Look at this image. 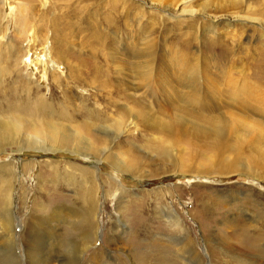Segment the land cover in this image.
I'll return each mask as SVG.
<instances>
[{"label": "rangeland", "instance_id": "obj_1", "mask_svg": "<svg viewBox=\"0 0 264 264\" xmlns=\"http://www.w3.org/2000/svg\"><path fill=\"white\" fill-rule=\"evenodd\" d=\"M19 1L4 0L0 7L6 5L8 15L11 6ZM227 1L230 0L25 2L29 3L24 5L23 12L29 17V29L26 34L23 30L21 33L13 23L10 36L15 40L17 52L28 53L29 60H25L28 70L40 85V92H48L56 109L69 107V113L77 115L79 122L90 121L86 119L98 113L122 122L124 132L112 148L133 150V154L141 155L144 159L141 172L146 175L164 173L172 164L143 153L145 140L151 137L149 124L140 118L142 112L152 116L150 124L160 120L174 124L176 112L183 107L207 117L220 116L229 126L225 142L234 148L232 153H227L226 160L232 162L238 158L241 171L227 177L170 172L142 179L118 171L106 161L99 165L80 152L0 153V166L13 164L20 173L14 185L12 205L13 215L21 218L14 225L17 236H21L26 223L37 218L40 211L33 210L37 203L51 204L52 201L43 198L44 192L58 180L53 183L54 172L44 162L56 161L83 169L96 168L104 179L118 181L126 193L119 200L120 207L129 199L147 205L149 192L171 190L172 194L166 192L162 198V204L173 209L185 227V234L173 227L158 212L159 206L148 211V216L131 207L122 216L119 214L125 223L114 237L109 217L114 214L116 204L103 199L97 212L96 242L90 246V253L82 255L85 263H98L108 254L119 264H132L130 261L137 253L150 264H158L159 260L163 264H189L186 247L180 244V238L186 237L192 246L190 256L198 257L200 264H236L235 249L230 245L240 233L249 231L259 221V213L264 212V30L259 23L233 21L228 17L216 22L215 18L223 14H239L238 10H223ZM258 1L243 0L248 8L243 6L241 14L261 15L264 21V12L260 11L264 7L260 8ZM194 74L195 80L190 78ZM19 79L26 80L22 75ZM187 134L203 152L208 139ZM174 135L179 142V130ZM175 150L176 156L184 152L180 148ZM22 163H34V167L29 166L24 172ZM190 163L192 170L201 169L195 160ZM246 168L251 172L245 171ZM40 172L43 185L37 188ZM61 182V189L53 195L60 193L67 198V204L73 205L77 187ZM23 185L25 188L20 189ZM100 187L102 190L104 184ZM3 190L6 191L0 171V192ZM21 190L30 193L27 200L20 198ZM204 198L214 203L209 212L199 205ZM141 222L150 226L149 237L135 235L133 229L140 227ZM260 228V264H264V224ZM135 237L136 245L131 241ZM207 237L216 238V244L210 243L215 258L208 252Z\"/></svg>", "mask_w": 264, "mask_h": 264}, {"label": "bare ground", "instance_id": "obj_2", "mask_svg": "<svg viewBox=\"0 0 264 264\" xmlns=\"http://www.w3.org/2000/svg\"><path fill=\"white\" fill-rule=\"evenodd\" d=\"M259 1L260 8L261 5L264 7V0ZM25 2L20 0L16 6L12 5L8 15L5 14L6 5L0 7V153H22L24 150H38L53 154L66 151L80 152L84 157L95 159L99 165L106 161L114 169L142 179L160 177L170 172V174L207 177H227L240 173V164L237 165L238 158L232 162L226 160L227 153H232L234 148L225 142L229 126L220 116L207 117L183 107L179 109V113L176 112L174 124L165 120L150 124L152 116L148 112H142L140 118L143 123L149 124L151 137L145 140L147 144L144 145L143 153L154 155L160 161L172 164L170 168L165 169L164 173L146 175V172H141L144 162L141 155L133 154V150L131 153L129 150L121 151L120 148L117 150L112 148L124 132L125 127L122 122L112 116L108 118L109 115L103 117L98 115L99 113L98 116L95 114L96 116H91V119H86L91 122L82 120L79 122L80 120L76 118L77 115L69 113V107L66 109L61 106L56 109V104L47 95L48 92H40L42 91L40 85L36 83L35 77L28 70L26 64L29 60L28 53L17 52L15 40L10 36L9 28L13 23L16 25L14 26L16 29L25 31L24 34L29 29V17L23 14L26 10L24 5L29 3ZM0 3H4V0H0ZM243 6H246L243 0L227 1L222 7L223 10L226 12L238 10L239 14L234 16L223 14L216 17L215 21L218 22L220 19L228 17L233 21L259 23L264 30V21L260 18L261 15H242ZM246 8L248 7L246 6ZM21 75L26 80L19 79ZM195 77L194 74L190 78L195 80ZM194 85L196 83H192V86ZM90 112L92 111L90 110ZM127 112L129 111L127 110ZM187 125L189 130L185 131ZM176 129L180 133V138L177 140L179 142H176L177 137L174 135ZM187 133H191L194 137L200 136L208 139L204 144L203 152L199 149L202 147L187 136ZM178 148L184 150L181 156L174 154V150ZM193 160L199 163L201 169L192 170L193 168H190L192 167L190 162ZM44 163L54 172L53 183L55 180H58L59 183L52 185L48 191L45 189L43 198L52 201L51 204L45 206L37 203V206L33 207V210L40 211V213L33 221L26 223L25 229L21 236L18 235L19 237L15 233L14 225L15 221H20L21 218L13 215L12 205L15 194L14 185L20 173L13 164L0 166L2 184L6 189V191L0 192V264H90V262L85 263L82 260V255L90 253V246L96 242L97 212L103 199L110 200L111 203L114 201L116 204L114 214L109 217L110 225H113L114 237L117 230L124 227L125 221L120 217L125 213V209H132L131 207H137L143 215L148 216V211L155 210L159 206L158 212H161L173 227L185 234V227L183 228L184 225L180 224L179 216L173 209L162 204V198L165 197L166 192L172 194L171 190H164L165 193H162V190H154L152 194L149 192L146 194L149 197L147 205L144 202L135 204V200L129 199L120 207L122 201L119 202V200H122V196L126 195L125 190L118 181L104 179L98 169H83L84 167L65 165L56 161H45ZM29 166L34 167V163H22V171L26 172ZM29 170L31 173L33 172V168ZM245 171L251 172L249 168H246ZM61 181L66 185L73 183L77 187L76 203L73 205L67 204V198L60 196V193L53 195L55 190L61 189ZM37 182V188L43 185L42 172L38 174ZM101 183L104 184L102 190ZM24 188L23 185L20 189ZM27 191L23 193L21 190V193H18L20 198L27 200L30 196ZM101 191L102 197L100 196ZM140 201L138 200V202ZM150 202L151 207H149ZM199 205L209 212L214 203L204 198L201 199ZM119 214L120 217H118ZM262 217L264 218V212L259 213V221L249 231L240 233L230 245V248L235 249L233 254L236 264H260V232L262 231L260 226L264 224ZM146 224L148 223L141 222L138 225L140 227L133 229L137 237L150 236V226L148 227ZM137 237L131 238L134 245L137 243ZM180 240V244L185 245L186 254L190 257L188 263L200 264L198 257L190 256L192 246L190 247L187 238L182 237ZM215 240V237L205 238L208 252L212 257L216 254L214 246H210V243L213 241L216 244ZM142 257L135 253L134 260L131 259L130 262L132 264H150ZM95 264L119 263L114 257L106 254L102 260L99 259ZM158 264H163L162 260H159Z\"/></svg>", "mask_w": 264, "mask_h": 264}]
</instances>
